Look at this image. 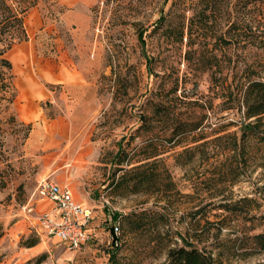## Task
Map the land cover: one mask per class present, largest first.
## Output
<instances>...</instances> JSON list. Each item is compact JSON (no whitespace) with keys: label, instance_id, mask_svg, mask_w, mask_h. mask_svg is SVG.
<instances>
[{"label":"rangeland","instance_id":"obj_1","mask_svg":"<svg viewBox=\"0 0 264 264\" xmlns=\"http://www.w3.org/2000/svg\"><path fill=\"white\" fill-rule=\"evenodd\" d=\"M256 1L40 0L28 9L27 40L6 53L15 97L0 100V264H168L167 247L188 244L225 264L264 259L244 255L249 242L238 247L264 231V141L241 138L239 107L248 79H264V42H239V8L257 14ZM256 32L263 41L264 22ZM119 149L165 165L170 203L112 186ZM46 178L91 210L77 249L35 223L49 208L37 192Z\"/></svg>","mask_w":264,"mask_h":264},{"label":"trees","instance_id":"obj_2","mask_svg":"<svg viewBox=\"0 0 264 264\" xmlns=\"http://www.w3.org/2000/svg\"><path fill=\"white\" fill-rule=\"evenodd\" d=\"M39 1L0 0V100L6 99L8 103H12L15 93L13 92V74L11 72L12 63L6 53L15 43L27 40L24 16L28 9L36 6ZM254 7L258 11L257 14H249L246 5L242 9L239 8V42L245 41L251 44L264 42L256 32V29L264 22V0H257ZM7 93H10L8 97H6ZM239 107H242L241 138L252 135L264 141V79H248L241 92V98H239ZM200 127L201 121H197L189 130H196ZM227 136L236 138L234 134L228 133ZM198 140L200 139L197 138L194 141ZM204 142L202 141L192 148H186L184 151L194 153L195 149L203 145ZM122 154H124L123 158H121ZM126 156L128 154L123 149L118 150L116 164L122 173L115 181H112V186L115 188L124 186L130 192L141 191L147 195H157L159 199L170 203L174 197L175 183L165 165L160 160L152 158L154 155L145 156L137 161H131V156ZM262 188H264V183ZM249 200L251 199L243 198V201ZM234 205L221 203L220 208L226 212H232L236 210ZM3 232L4 225L0 221V236ZM248 242L251 249L245 250L244 255L255 252L264 254V231L252 235H242L238 247L241 248ZM36 243L37 241L31 239L26 241L25 245L31 247ZM166 255L168 264H225L211 251L197 248L192 244L168 246ZM36 262L38 264L41 260L38 259ZM254 264H264V259L256 261Z\"/></svg>","mask_w":264,"mask_h":264},{"label":"built area","instance_id":"obj_3","mask_svg":"<svg viewBox=\"0 0 264 264\" xmlns=\"http://www.w3.org/2000/svg\"><path fill=\"white\" fill-rule=\"evenodd\" d=\"M37 192L39 199L49 203V208L35 217L40 232L56 237L72 250L88 240L87 226L91 220V210L77 201L66 185L46 178L38 182Z\"/></svg>","mask_w":264,"mask_h":264},{"label":"crops","instance_id":"obj_4","mask_svg":"<svg viewBox=\"0 0 264 264\" xmlns=\"http://www.w3.org/2000/svg\"><path fill=\"white\" fill-rule=\"evenodd\" d=\"M68 77H67V79H65V82H71V80H72V76H73V73H69L68 75H67ZM51 81H53V82H59V81H61L60 79H58L57 78V76L56 77H51V79H50ZM32 92H34V89H32ZM31 118V117H30ZM23 119V118H22ZM24 120V119H23Z\"/></svg>","mask_w":264,"mask_h":264},{"label":"bare ground","instance_id":"obj_5","mask_svg":"<svg viewBox=\"0 0 264 264\" xmlns=\"http://www.w3.org/2000/svg\"><path fill=\"white\" fill-rule=\"evenodd\" d=\"M27 83V82H26ZM22 118L24 119V120H29L30 119V116L29 115H26V114H23L22 115Z\"/></svg>","mask_w":264,"mask_h":264}]
</instances>
